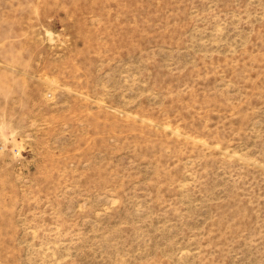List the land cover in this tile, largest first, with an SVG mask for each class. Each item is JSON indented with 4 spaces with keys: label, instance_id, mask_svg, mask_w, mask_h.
<instances>
[{
    "label": "rangeland",
    "instance_id": "obj_1",
    "mask_svg": "<svg viewBox=\"0 0 264 264\" xmlns=\"http://www.w3.org/2000/svg\"><path fill=\"white\" fill-rule=\"evenodd\" d=\"M0 264H264V0H0Z\"/></svg>",
    "mask_w": 264,
    "mask_h": 264
}]
</instances>
